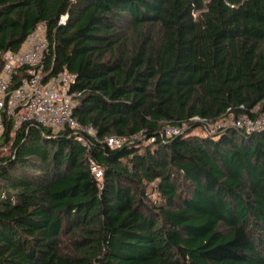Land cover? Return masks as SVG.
Returning <instances> with one entry per match:
<instances>
[{
  "label": "trees",
  "instance_id": "obj_1",
  "mask_svg": "<svg viewBox=\"0 0 264 264\" xmlns=\"http://www.w3.org/2000/svg\"><path fill=\"white\" fill-rule=\"evenodd\" d=\"M38 24L85 130L3 112L0 264H264V129L204 126L264 110V0H0V71Z\"/></svg>",
  "mask_w": 264,
  "mask_h": 264
},
{
  "label": "built area",
  "instance_id": "obj_2",
  "mask_svg": "<svg viewBox=\"0 0 264 264\" xmlns=\"http://www.w3.org/2000/svg\"><path fill=\"white\" fill-rule=\"evenodd\" d=\"M47 51L44 25L38 24L18 51H8L3 55L4 62L0 71V135L4 129L3 112L12 118L14 128H19L22 123L27 122L50 127L54 131L66 127L85 130L72 115L75 93L69 91V86L75 77L74 74L64 70L47 82H41V61ZM22 67H27L28 76L23 77L16 87L10 89L16 70ZM191 120L204 122L199 117H193ZM208 123L204 122L206 125H209ZM228 124L246 132L260 131L264 129V110L256 116L229 113L214 123V126L221 129ZM183 128L184 124L166 125L161 130V135H177ZM141 136L142 132L129 136L112 135L106 138V142L110 147H119L126 141ZM153 140L152 137L148 141ZM91 170L97 180H100L101 168L92 163Z\"/></svg>",
  "mask_w": 264,
  "mask_h": 264
},
{
  "label": "rangeland",
  "instance_id": "obj_3",
  "mask_svg": "<svg viewBox=\"0 0 264 264\" xmlns=\"http://www.w3.org/2000/svg\"><path fill=\"white\" fill-rule=\"evenodd\" d=\"M209 125H206V124H204V126L206 127V128H208L207 130L204 128V126L202 125L201 127H199V126H197V127H195L192 131H193V133H196V134H199V135H204L205 134V130H206V132H208V131H212L210 134H215L217 131H219V128H215V126H214V123H208ZM228 126H231V124H228ZM205 129V130H204ZM155 194H152L151 195V197L153 198V199H155Z\"/></svg>",
  "mask_w": 264,
  "mask_h": 264
}]
</instances>
